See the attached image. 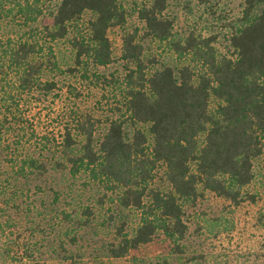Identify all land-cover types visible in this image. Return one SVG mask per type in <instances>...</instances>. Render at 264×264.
I'll return each instance as SVG.
<instances>
[{
  "label": "trees",
  "instance_id": "trees-1",
  "mask_svg": "<svg viewBox=\"0 0 264 264\" xmlns=\"http://www.w3.org/2000/svg\"><path fill=\"white\" fill-rule=\"evenodd\" d=\"M53 1L51 24L34 27L44 12L40 0H0V135L15 134V143L27 136L23 96L56 88L53 80L43 79L46 70L57 67L51 43L65 38L83 13L90 12L85 34L70 43L75 62L106 66L112 61L108 31L125 23L118 0ZM169 1L143 4L137 10L142 35L134 29L122 37L124 110L119 108V117L109 120L97 147L96 121L90 115L64 126L61 141L52 143L62 157L57 166L67 165L72 175L88 172L115 192L119 210L138 211L132 234L123 232V224L116 226L117 242L106 245L113 258L138 250L160 234L179 250L187 228L184 206L194 205L207 191L237 205L253 179V161L263 150L264 0H239L241 14L230 24L231 56L217 52L215 35L190 33L183 40L172 39L173 20L163 15ZM8 26L25 30L13 37L5 31ZM143 39L168 41L180 57L191 59L180 67L155 69L154 61L144 59ZM126 123L132 127L130 136ZM158 164L164 167V187L153 185ZM16 168L22 176L27 169L45 171L31 156ZM84 212L90 213L88 207ZM24 253L30 256L31 251L25 247Z\"/></svg>",
  "mask_w": 264,
  "mask_h": 264
},
{
  "label": "rangeland",
  "instance_id": "rangeland-1",
  "mask_svg": "<svg viewBox=\"0 0 264 264\" xmlns=\"http://www.w3.org/2000/svg\"><path fill=\"white\" fill-rule=\"evenodd\" d=\"M118 1L126 18L122 26L108 31L112 61L106 66L75 62L71 40L85 34L86 21L92 17L84 12L76 28L51 43L57 67L46 70L43 79L53 80L56 88L48 94L23 96L27 136L15 143V134L0 135V264H264V140L261 155L253 161V179L241 191L242 201L235 205L207 191L194 205L184 206L187 228L179 250L160 234L121 258L110 257L106 245L117 242L116 226L120 224L123 232L132 234L139 222L138 211L119 210L115 192L88 172L72 175L67 165H56L55 161L62 159L56 144L61 141L64 126L71 127L76 119L92 116L97 147L109 120L119 117V108L124 110L122 37L134 29L142 35L144 24L137 10L151 0ZM54 3L40 0L44 12L32 24L34 27L51 24L49 11L55 8ZM242 7L239 0L206 4L170 0L163 15L173 20L172 39L183 40L190 33L215 35L217 52L231 56L230 24L240 16ZM21 29L8 26L5 31L16 37L25 30ZM142 45L145 61H154L155 69L180 67L191 59L189 55L180 57L168 41L143 39ZM131 128L125 124L128 136ZM78 141L82 142L80 138ZM4 145L8 148L3 149ZM29 156L43 163V174L28 169L23 176L17 174L16 167ZM10 157L14 162L8 160ZM163 172V165L158 164L153 185L166 186ZM85 207L89 214L84 212ZM25 247L30 249V256L23 254Z\"/></svg>",
  "mask_w": 264,
  "mask_h": 264
}]
</instances>
